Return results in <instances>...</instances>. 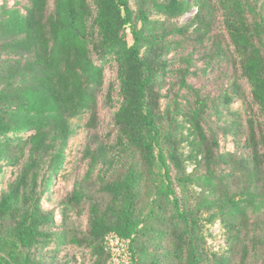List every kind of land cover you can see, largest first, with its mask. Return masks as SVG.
Here are the masks:
<instances>
[{
  "label": "trees",
  "instance_id": "1",
  "mask_svg": "<svg viewBox=\"0 0 264 264\" xmlns=\"http://www.w3.org/2000/svg\"><path fill=\"white\" fill-rule=\"evenodd\" d=\"M111 234L264 264V0L0 1V264H106Z\"/></svg>",
  "mask_w": 264,
  "mask_h": 264
},
{
  "label": "built area",
  "instance_id": "2",
  "mask_svg": "<svg viewBox=\"0 0 264 264\" xmlns=\"http://www.w3.org/2000/svg\"><path fill=\"white\" fill-rule=\"evenodd\" d=\"M103 249L108 255L106 264H132L129 241L118 235L105 237Z\"/></svg>",
  "mask_w": 264,
  "mask_h": 264
},
{
  "label": "rangeland",
  "instance_id": "3",
  "mask_svg": "<svg viewBox=\"0 0 264 264\" xmlns=\"http://www.w3.org/2000/svg\"><path fill=\"white\" fill-rule=\"evenodd\" d=\"M1 1V0H0ZM190 15L184 16L181 20H179V23H184L188 20ZM112 77L110 73H106V79L109 80ZM100 117H101V124L104 129H107L109 125L112 123V117H113V110L107 109L103 107L102 104H100ZM79 142H81V136L77 137V139L74 141V143L77 145ZM58 186L62 189L63 184L59 183ZM221 227L217 223L211 227H209V234H211L213 237L208 238V243L211 245L212 248L218 249L221 246H223V241L221 238Z\"/></svg>",
  "mask_w": 264,
  "mask_h": 264
}]
</instances>
